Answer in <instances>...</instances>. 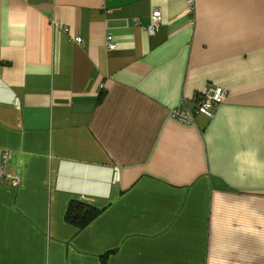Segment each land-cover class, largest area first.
Segmentation results:
<instances>
[{"label":"crops","instance_id":"0c3cea01","mask_svg":"<svg viewBox=\"0 0 264 264\" xmlns=\"http://www.w3.org/2000/svg\"><path fill=\"white\" fill-rule=\"evenodd\" d=\"M0 264H264V0H0Z\"/></svg>","mask_w":264,"mask_h":264},{"label":"built area","instance_id":"2783aa9c","mask_svg":"<svg viewBox=\"0 0 264 264\" xmlns=\"http://www.w3.org/2000/svg\"><path fill=\"white\" fill-rule=\"evenodd\" d=\"M100 2H105L106 0H99ZM187 10L193 14L194 13V0H187ZM150 23L146 26V31L151 35L153 34L161 24V10L158 7H153L149 14ZM191 22H194V18H191ZM55 24L60 25L58 21H54ZM63 31L67 32L68 28L63 26ZM107 47L112 50L115 47L113 38L111 35L106 37ZM73 41L76 43H81V38L79 36H74ZM227 96V90L222 86L208 84L204 89L197 94L192 104L189 106L184 100L179 107L172 109V116L177 120L189 123L192 122L197 114H203L206 117H212L216 108L221 104ZM17 102V100H15ZM10 156L8 152L4 154V162ZM117 178V169L114 170V180ZM18 180L15 179L13 184H17Z\"/></svg>","mask_w":264,"mask_h":264},{"label":"trees","instance_id":"16d2710c","mask_svg":"<svg viewBox=\"0 0 264 264\" xmlns=\"http://www.w3.org/2000/svg\"><path fill=\"white\" fill-rule=\"evenodd\" d=\"M99 213L100 210L97 208L86 205L80 201L72 200L68 204L65 220L78 229H82L97 217Z\"/></svg>","mask_w":264,"mask_h":264}]
</instances>
